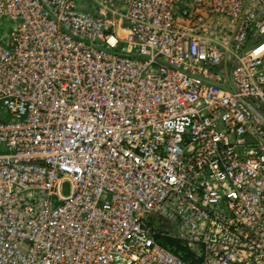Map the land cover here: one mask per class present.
Instances as JSON below:
<instances>
[{
  "label": "built area",
  "instance_id": "obj_1",
  "mask_svg": "<svg viewBox=\"0 0 264 264\" xmlns=\"http://www.w3.org/2000/svg\"><path fill=\"white\" fill-rule=\"evenodd\" d=\"M90 1L0 0V264H264V0Z\"/></svg>",
  "mask_w": 264,
  "mask_h": 264
},
{
  "label": "rangeland",
  "instance_id": "obj_2",
  "mask_svg": "<svg viewBox=\"0 0 264 264\" xmlns=\"http://www.w3.org/2000/svg\"><path fill=\"white\" fill-rule=\"evenodd\" d=\"M80 7V9L85 10L88 13L94 12L93 3L90 0H75ZM13 21L10 20L7 16H3L0 22V37L4 36L5 38L2 40L0 39V42L5 44V41L7 40V36L10 34L12 28H13ZM226 26V24H224ZM0 117L1 118H7V111L5 107L0 103ZM70 191V184L68 182H65L62 184V192L64 194H68Z\"/></svg>",
  "mask_w": 264,
  "mask_h": 264
},
{
  "label": "trees",
  "instance_id": "obj_3",
  "mask_svg": "<svg viewBox=\"0 0 264 264\" xmlns=\"http://www.w3.org/2000/svg\"><path fill=\"white\" fill-rule=\"evenodd\" d=\"M163 242L164 244H167L168 243H174L173 240H171L170 238H163Z\"/></svg>",
  "mask_w": 264,
  "mask_h": 264
}]
</instances>
